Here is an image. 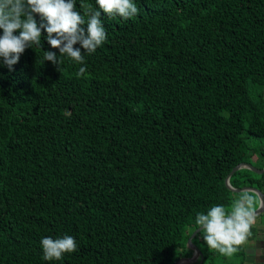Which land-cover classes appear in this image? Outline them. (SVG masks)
I'll use <instances>...</instances> for the list:
<instances>
[{"label": "trees", "instance_id": "obj_1", "mask_svg": "<svg viewBox=\"0 0 264 264\" xmlns=\"http://www.w3.org/2000/svg\"><path fill=\"white\" fill-rule=\"evenodd\" d=\"M135 2L101 14L83 76L44 61L46 32L13 70L0 58V264H176L233 169L264 160V0ZM65 235L78 251L45 261L41 239Z\"/></svg>", "mask_w": 264, "mask_h": 264}, {"label": "clouds", "instance_id": "obj_2", "mask_svg": "<svg viewBox=\"0 0 264 264\" xmlns=\"http://www.w3.org/2000/svg\"><path fill=\"white\" fill-rule=\"evenodd\" d=\"M95 3L98 9L81 4L80 8L84 9V15H81L76 10L77 0H0V58L3 64L13 70L26 49L42 48L41 36L46 32L47 43L59 50V56L53 51H44V61L59 66V70V57L64 56L85 65V55L95 53L107 41L102 13L128 20L140 11L135 0H95ZM85 24L86 28L82 27ZM17 31L19 34L14 35ZM86 70V65L82 66L76 75L83 76ZM261 209H264V193L245 189L228 205H213L206 214L198 212L195 224L210 250L232 258L245 249H254L252 264H264L260 261L264 249H260L258 255L252 247V229ZM40 244L45 261H60L65 254L78 251L76 239L69 235L55 239L45 237Z\"/></svg>", "mask_w": 264, "mask_h": 264}, {"label": "crops", "instance_id": "obj_3", "mask_svg": "<svg viewBox=\"0 0 264 264\" xmlns=\"http://www.w3.org/2000/svg\"><path fill=\"white\" fill-rule=\"evenodd\" d=\"M252 162L256 163L257 166H254ZM245 164H247V163H245ZM250 164H252L254 167H256L259 170L264 169V160L262 158H259L258 155L252 157ZM243 169H247V168H243ZM251 172H253V171H251ZM259 176H264V174L263 175H259ZM231 180H232V178L230 179V183H231ZM260 185H261V187H259V188L254 187V188H257L262 193H264V181L262 182V184H259V186ZM243 188H245V187H243ZM235 189H240V188H235ZM238 194L239 193L236 192L235 196H233V197L235 198ZM252 231L254 233V235L252 237V241L254 242L252 244V247L256 248L257 253L259 255L260 254V249H264V213L262 215H259L257 224L253 227ZM194 239H193V242H194ZM254 251H255L254 249H245L243 255H242V252L237 253L236 256L238 258V261H237L236 264H241V260L244 261V264H252V260L254 258L251 257V256L253 255ZM195 256H196V253L195 254L193 253L192 255H189L188 259H186V264H202L203 255H198V257H195ZM260 261L264 262V256L260 257Z\"/></svg>", "mask_w": 264, "mask_h": 264}, {"label": "rangeland", "instance_id": "obj_4", "mask_svg": "<svg viewBox=\"0 0 264 264\" xmlns=\"http://www.w3.org/2000/svg\"><path fill=\"white\" fill-rule=\"evenodd\" d=\"M253 163V165L254 166H257V164L256 163H254V162H252ZM250 170V169H249ZM255 172V171H254ZM256 173V172H255ZM258 176V175H257ZM263 181H264V179H263ZM262 181V182H263ZM228 188V187H227ZM230 190V189H229ZM230 192H231V194H232V198H233V196H235V193L233 192V191H231L230 190ZM194 245L200 250V251H202V255L204 254V253H207V254H212L213 252H215L216 253V256H214L213 258H208V259H206V264H224V263H226V264H228V263H233V264H236L237 263V261H238V258H237V256L235 255L234 257H232V258H227V257H224V256H221L218 252H216V251H214V250H210L208 247H207V245H206V243L203 241V237H202V235L201 236H199V237H197V238H195L194 239ZM187 251H188V253H189V255H192L193 253L195 254V250H194V248L192 247V246H190V244H188L187 243ZM193 252V253H192ZM212 252V253H211ZM186 259H188V257L186 258ZM191 259V258H190ZM176 264H186V261H180V262H178V263H176Z\"/></svg>", "mask_w": 264, "mask_h": 264}, {"label": "water", "instance_id": "obj_5", "mask_svg": "<svg viewBox=\"0 0 264 264\" xmlns=\"http://www.w3.org/2000/svg\"><path fill=\"white\" fill-rule=\"evenodd\" d=\"M243 168H247V169H250L251 171H255L256 172V174L257 175H263L264 174V169H262V170H259V169H257L256 167H254L252 164H245V163H243V164H240V165H238L237 167H235L234 169H233V171L229 174V176L226 178V180H225V184H226V186L231 190V191H233V192H237V193H239V192H241L242 190H245V189H254V190H256L257 192H260V193H262L259 189H257V188H254V187H245V188H240V189H235V188H233V186L231 185V183H230V179L232 178V176H234L239 170H241V169H243ZM254 172V173H255ZM264 213V209H261V214L260 215H262ZM201 232V230L200 229H197L192 235H191V237L189 238V240H188V244H190V246H192L193 248H194V250H195V253H196V256L195 257H198V255H202V251H200L195 245H194V243H193V239L196 237V235L197 234H199ZM181 261H186V259H183V260H181ZM180 262V261H179Z\"/></svg>", "mask_w": 264, "mask_h": 264}]
</instances>
